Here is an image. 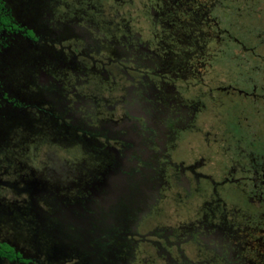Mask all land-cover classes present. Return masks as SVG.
<instances>
[{
	"label": "rangeland",
	"instance_id": "1",
	"mask_svg": "<svg viewBox=\"0 0 264 264\" xmlns=\"http://www.w3.org/2000/svg\"><path fill=\"white\" fill-rule=\"evenodd\" d=\"M0 3V264H264V0Z\"/></svg>",
	"mask_w": 264,
	"mask_h": 264
},
{
	"label": "flooded vegetation",
	"instance_id": "2",
	"mask_svg": "<svg viewBox=\"0 0 264 264\" xmlns=\"http://www.w3.org/2000/svg\"><path fill=\"white\" fill-rule=\"evenodd\" d=\"M3 11V9H2V3H0V35L2 34V33H4L5 31H7V27H8V25H9V21L7 22V15L6 14H4V13H2L1 14V12ZM9 20V19H8ZM138 46V49H140V51H143V52H145V51H147V49L146 48H144L143 46H140L139 44L137 45ZM126 50V52H128V53H135L134 52V48H132L131 46L130 47H128V49L127 48H125ZM140 51H138V53L139 54H141V52ZM136 54H137V52H136ZM139 54H137V58L140 56ZM98 62H99V64H100V68H101V70H103L104 69V63H105V61H103V60H98ZM107 62V61H106ZM113 63L116 65V66H118V68L120 69V71L122 72V74L124 75V77L126 78V79H128L129 81H132V79H134V78H137L135 81V84H128V87L126 88V90H127V93L128 94H126V98L127 99H129V97H127V96H131L132 95V91L131 92H129V90H136L137 91V93H138V95H140V94H142L144 97L141 99L142 100V102L141 103H139L138 104V106H140L141 108H149L148 109V111H151L155 106H152L151 104L150 105H146V106H144V102H145V99H147L149 96H146V94L145 93H147V91H146V89L147 88H145L146 87V85L145 84H147V82H149V80H151V78H148L149 76L147 75V70H143V69H140L138 66H134L133 67V65L134 64H131V66L130 65H127L126 64V62H124V59L122 60V59H117L116 61H113ZM145 77H147V78H145ZM159 77H161V76H159ZM149 79V80H148ZM154 81V80H153ZM156 81H158V80H156ZM150 83V82H149ZM151 84V83H150ZM152 85V84H151ZM138 95H136V96H138ZM132 98H134L135 100H137L138 98H136V97H132ZM116 101H119V100H116ZM115 103H117V102H115ZM135 102H133V104H134ZM136 105V104H135ZM123 112L124 113H122V116L120 117V119L117 121V122H113V124H112V122H107L108 124H110L112 127H108V124H104V128L105 129H111V130H113V133L115 134V133H120V136H118V137H116V135L114 136V137H112V138H110L111 140H113V142L114 143H116V140H115V138H122L123 137V135H122V133H123V131H120V130H125V132L127 131H129V127H127V126H133L132 125V123L133 122H136L137 120L135 119V118H132L129 114V109L127 108V107H125V104H123ZM137 109V108H136ZM142 112V111H141ZM139 126H142L140 123H139ZM136 130H138V129H136ZM107 139H109L108 137H105V139H103V141H105V143L107 144ZM129 137L127 138H124V141H123V143H125V145H126V147L128 146V143H129ZM122 145V147H123V144H121ZM120 145V146H121ZM112 148V150H113V152H116V150H115V147H113V146H108V149H111ZM128 152V151H127ZM171 160H170V158H169V162H170ZM186 171L187 172H189L190 173V171L192 172L191 174H192V180H194L195 178H197L198 177V173L197 172H195L194 171V169L190 166V167H188V169H186ZM185 171V172H186ZM195 182V181H194ZM191 187V185H189V184H187V185H185V191H186V193H187V195H189V194H192V192H194L195 193V191H196V193H197V191L199 190V189H197V187H198V185H197V183L195 182V183H192V187ZM195 193V194H196ZM183 195H184V197H186L187 195H185V193H183ZM182 195V196H183ZM215 201V200H214ZM204 228V227H203ZM205 229V228H204ZM197 235V236H196ZM206 235H208V232L206 233ZM192 238H198V239H204V238H202V236L201 235H199V231H197V234L196 233H194L193 235H192ZM10 247H12V251L14 252V254H15V256H14V258H6V257H4V256H1L0 255V257H3V258H5V259H7V261H18V260H21L22 262L23 261H25V259H23V258H21L22 256H21V253H19V251L18 250H15V248H14V246L13 245H11V244H9V243H7ZM177 246H179V243L178 242H176V243H171V241L169 240V258H170V253H171V248L172 247H174V248H176V253H177V255H180L181 257H183L184 259H186V261L188 262V264H198V263H193V260H190V259H188L187 257H185V255H184V253H183V251H181V249H178V247ZM207 248V247H206ZM222 255V254H221ZM169 261L170 262H174L172 259H169ZM183 261H185V260H183ZM175 264H178L177 262H175Z\"/></svg>",
	"mask_w": 264,
	"mask_h": 264
},
{
	"label": "trees",
	"instance_id": "3",
	"mask_svg": "<svg viewBox=\"0 0 264 264\" xmlns=\"http://www.w3.org/2000/svg\"><path fill=\"white\" fill-rule=\"evenodd\" d=\"M7 18V22H8ZM12 247H10L6 242H0V255L6 258H14L15 254L12 251Z\"/></svg>",
	"mask_w": 264,
	"mask_h": 264
}]
</instances>
